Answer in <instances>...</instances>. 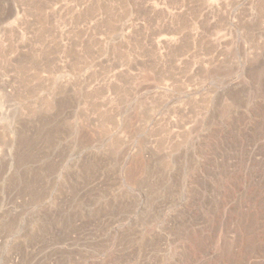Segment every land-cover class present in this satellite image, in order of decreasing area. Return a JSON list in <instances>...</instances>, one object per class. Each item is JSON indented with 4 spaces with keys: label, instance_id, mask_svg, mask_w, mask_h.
Segmentation results:
<instances>
[{
    "label": "rangeland",
    "instance_id": "rangeland-1",
    "mask_svg": "<svg viewBox=\"0 0 264 264\" xmlns=\"http://www.w3.org/2000/svg\"><path fill=\"white\" fill-rule=\"evenodd\" d=\"M0 264H264V0H0Z\"/></svg>",
    "mask_w": 264,
    "mask_h": 264
}]
</instances>
